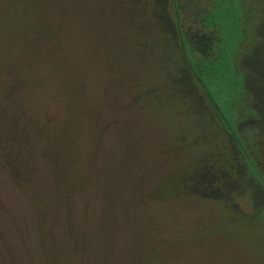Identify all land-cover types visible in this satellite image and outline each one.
<instances>
[{
  "label": "rangeland",
  "instance_id": "374dc122",
  "mask_svg": "<svg viewBox=\"0 0 264 264\" xmlns=\"http://www.w3.org/2000/svg\"><path fill=\"white\" fill-rule=\"evenodd\" d=\"M119 7L44 0L51 33L17 36L15 73L0 26V264H264V233L219 203L212 219L206 201L151 197L173 165L132 101L135 69L112 73Z\"/></svg>",
  "mask_w": 264,
  "mask_h": 264
},
{
  "label": "trees",
  "instance_id": "16d2710c",
  "mask_svg": "<svg viewBox=\"0 0 264 264\" xmlns=\"http://www.w3.org/2000/svg\"><path fill=\"white\" fill-rule=\"evenodd\" d=\"M43 1L0 0L7 72L18 69L8 60L18 35L36 31L37 42L51 33ZM117 1L125 24L119 49L108 52L112 73L135 69L132 101L162 131L160 152L173 165L151 197L206 201L212 219L219 203L264 233V0ZM209 228L204 223L189 242Z\"/></svg>",
  "mask_w": 264,
  "mask_h": 264
}]
</instances>
